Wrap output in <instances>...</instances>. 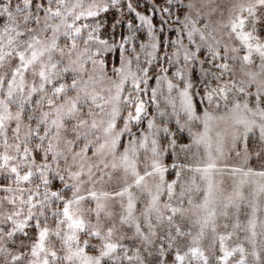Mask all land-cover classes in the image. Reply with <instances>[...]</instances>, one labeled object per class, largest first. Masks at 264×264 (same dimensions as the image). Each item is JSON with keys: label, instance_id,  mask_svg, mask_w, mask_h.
Instances as JSON below:
<instances>
[{"label": "snow or ice", "instance_id": "1", "mask_svg": "<svg viewBox=\"0 0 264 264\" xmlns=\"http://www.w3.org/2000/svg\"><path fill=\"white\" fill-rule=\"evenodd\" d=\"M0 264H264V0H0Z\"/></svg>", "mask_w": 264, "mask_h": 264}]
</instances>
